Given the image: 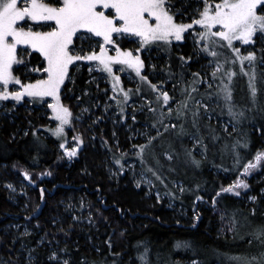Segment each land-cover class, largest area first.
Masks as SVG:
<instances>
[{
	"label": "trees",
	"instance_id": "16d2710c",
	"mask_svg": "<svg viewBox=\"0 0 264 264\" xmlns=\"http://www.w3.org/2000/svg\"><path fill=\"white\" fill-rule=\"evenodd\" d=\"M127 42L126 40V45ZM182 47L187 48V43ZM31 59L33 65L41 66L43 63L39 53L33 54ZM79 68L77 71L73 70V81L66 88L70 87L71 93L81 99H86L85 95L89 93L91 102L86 104L88 107H93L95 91L89 82L93 76L85 66L79 65ZM170 68L171 66L169 70ZM261 69L256 67L257 107L252 106L251 95L248 93L250 89L244 79L242 89L243 87L245 89L241 90L243 94L238 91V95H235L236 98L233 99L236 105L233 111L245 112V116L240 117L239 121L228 114L223 94L217 91L221 87L220 81L217 80L219 85L216 88L207 90L213 93L211 98L207 95L203 96V102L209 105V108L213 110L212 113L235 125V131L233 127L225 131L222 126H214L212 121L209 122L204 118V115L200 119L199 133L191 122L186 127L189 133L204 137L203 143L207 145V150L205 152L199 145L202 150V155L199 156L192 150L193 155L201 161L200 167L197 168L190 161L187 167L181 165L182 168L178 167L179 169L175 171L182 170L183 175L172 179L168 185V195L176 199L189 215L185 222L177 220L165 202H158L155 197L149 198L144 190L137 191L127 178L118 182L112 180L102 168V160H97V154H92L93 157L88 160L81 156L74 162H62L58 142L45 136L50 127L44 118L38 116L39 110L24 111L21 108L19 111L22 113L21 116L15 117L13 122L0 120V179L11 180L13 177H20V172L23 170L34 176L47 171L52 174L51 178L38 181L37 187L28 192L31 196L28 220L31 222L37 217L36 220L48 237L54 235L55 230L50 223L51 220L61 217L60 203L73 194L76 196L81 194L85 197L93 217V228L89 231L84 228L85 231L81 232L75 227L72 232L68 230L61 232L66 238L65 244H67L70 264H85V262L92 264L93 261L100 264V261L104 259L109 262L117 260V264H141L138 255L144 251L145 246L149 249L148 260L151 264H193L194 261H200L201 264H224L220 254L226 253L225 256H227L228 245L242 236L248 242L251 229H255L254 225H248L246 222L239 233V220L246 218L250 222L256 217H264V162L255 169L256 172L249 175L251 180L246 181L249 187L238 189L239 193L249 192L257 197L252 206L255 209L254 212H247L235 193H221L216 198L215 205L222 208L234 222L235 240L219 234L210 210V207L215 206L212 199L220 188L227 187L230 179L236 180L240 175L233 163L231 145L237 139L247 135L250 141L249 147L239 149L244 157L242 164L253 159L257 151H264V71ZM183 71L187 72L188 69L183 68ZM204 93V90L199 89V92L195 93V98L201 99ZM63 101L73 109L69 102ZM214 101L218 103L214 104ZM194 106L189 104V108ZM200 111L205 112L203 108ZM139 117L148 122L143 118V114ZM188 117L191 121L190 113ZM178 121L173 118L171 123ZM18 123H22L20 128L17 126ZM208 125L211 127H207ZM75 126H77L76 123H74ZM212 129L215 130L214 133ZM213 135L216 136L215 139ZM184 136L187 140L186 147L191 148V136L187 134ZM225 145L228 146L227 150ZM89 148L88 142L84 152H87ZM169 172L167 168L164 169L165 175ZM255 176L259 180L254 183ZM178 182L185 189L181 193L175 187ZM156 184L160 186L158 182ZM196 185H199V188ZM40 188L45 190L43 199H41ZM166 188L159 191L160 194L164 195ZM197 196L203 199L197 200ZM37 205L41 206L40 213L37 212ZM18 214H20L19 207L8 201V189L0 185V255H5L11 260L15 258L13 249L16 245H13V242L5 236L3 227L9 221V216H18ZM197 216H199L198 220ZM245 228H247V234H242ZM34 238L27 236L24 240L30 246L36 247ZM109 241H111V249ZM185 241L191 246L177 247L178 243ZM112 253H119L120 256H113ZM34 255L36 264H50L46 250L36 248Z\"/></svg>",
	"mask_w": 264,
	"mask_h": 264
},
{
	"label": "snow or ice",
	"instance_id": "6c2138e0",
	"mask_svg": "<svg viewBox=\"0 0 264 264\" xmlns=\"http://www.w3.org/2000/svg\"><path fill=\"white\" fill-rule=\"evenodd\" d=\"M198 2L202 4V7L196 9L198 18L193 17L191 22L186 23L183 20H177V13L181 9L174 10L172 0H0V100L11 98L20 102L27 96L34 101L46 103L45 97L53 98V102L47 104V107L51 109L52 116L58 123L50 131L63 140L59 146L71 159L77 155L78 149L84 141L77 134L73 137V141H78V143L73 147L66 146L68 141L65 126L72 124L73 113L70 107L61 102L60 95L62 86H66L65 81H73L70 68L77 67V61L97 62L96 67L111 75L113 91L122 93L123 103H126L132 90H125L121 86L120 77L115 75L113 65L126 66L129 69H134L142 82H147L150 85V88L156 93L155 99L159 105V110L149 108L153 113L158 112L157 118L152 123L156 134L153 136L148 132L142 133L146 137L145 143L133 145L137 149L134 155L141 165V175L151 173L153 177L163 182L165 179L164 169L175 171V165L180 162L181 155L184 157V163L190 161L199 168L201 161L193 155L192 149L181 145L184 151L183 153L178 152L173 147L172 141L164 136V133L169 129H174L177 137L190 135L195 140L193 147L200 145L206 152L207 145L203 143L202 135L197 136L189 133L183 123L179 125L171 123L173 118L186 120L190 113L192 126L199 133L201 117L203 115L210 116L213 111L207 103L203 102L204 95L211 98L213 93L206 89L200 100L192 95V93L199 92L197 85L202 83L200 73H193V78L180 89L184 99L174 100L168 91L158 88L157 84L152 83L147 76L141 74V69L144 67L141 57L134 55L133 50L122 49L117 43L119 37H138L141 47L154 42L170 44L173 39L176 41L184 39V33L188 29H192L194 25H198L201 30L195 33V37L197 42L203 45L202 51L210 54L213 58L221 54L218 51L221 48H229L232 53H235L232 63L239 60L240 72L248 76L252 106L257 107L255 62L259 59L261 63H264V49H261L259 58L255 51H247V54L244 55L241 54L240 48L234 46V41L242 44H254V36L264 35V0H198ZM97 38L100 39L97 40ZM93 41L96 43L93 44ZM85 45L89 48L86 52ZM110 47L115 55L109 54ZM29 49L39 53L43 57L45 65L33 67L31 71L43 72L45 77L23 83L20 77L14 73V65L27 67L31 61L26 60V57L32 55V51ZM135 51L139 52L140 49L137 48ZM184 59L190 60L191 57ZM245 61L248 62L250 71L244 67ZM227 62L226 58L224 63ZM211 63L217 65L211 73L213 79H216L223 63L218 59L210 60L209 64ZM119 70L123 71L124 67ZM225 75L228 83L223 84L217 91L223 93L228 114L234 120L239 121L240 117L245 116V112L243 110L233 111L236 105L233 103V90L230 87L236 73L228 71ZM221 79L223 78L221 77ZM10 84L19 86L18 90H9ZM211 87L212 84L209 82L208 88ZM137 91H140L139 87ZM112 99L116 100L118 105L122 103L116 96H113ZM170 101L175 102V108L170 105ZM189 101L195 105L193 108H189ZM149 103L151 104V101ZM165 106H167L166 111ZM201 108L205 109L204 113H201ZM120 110L123 112V107ZM132 119L135 120L136 117L133 116ZM166 119L169 121L167 124L164 123ZM160 127H163V132L160 131ZM211 131L215 132L214 129ZM225 131H227V125ZM233 131H235V125H233ZM213 138L215 139L216 136L213 135ZM157 141L159 143H156ZM249 143L250 141L245 135L231 145L233 163L240 175L227 187L220 188L212 199L214 205L217 203L216 198L221 193L239 195L238 189H247L249 185L241 177L250 175L264 162V151H257L253 159L242 164L244 157L239 149L241 147L247 149ZM227 148L228 146L225 145L226 150ZM115 163L120 165V170L123 171L124 165L121 163V159H116ZM48 174L51 175V173ZM24 175L29 176V173L25 172ZM139 186L140 182L137 181V187ZM8 187L12 188L13 186L8 185ZM196 187L199 188V185ZM184 190V188L180 189L181 192ZM44 192V188H40L41 199H43ZM196 199L201 200L203 197L197 196ZM250 199L255 201L257 197L252 196ZM254 211L255 209H253ZM196 219L198 220L199 216ZM254 237L257 239L264 237V226L257 227ZM261 243L264 244V239L261 240ZM111 246V241H109L110 249ZM181 246L190 247L191 245L185 241L177 244V247ZM61 252L66 254L67 248L51 251L48 257L50 264H70L69 259L61 256ZM148 254L149 249L145 246L144 251L138 255L141 264H151ZM112 255L120 256L119 253H112ZM230 259L236 264H264V251L255 255L233 256ZM28 264H33L31 252H29ZM92 264H96V261H93ZM100 264H117V260L109 262L104 259L100 261ZM193 264L196 262L194 261Z\"/></svg>",
	"mask_w": 264,
	"mask_h": 264
},
{
	"label": "rangeland",
	"instance_id": "374dc122",
	"mask_svg": "<svg viewBox=\"0 0 264 264\" xmlns=\"http://www.w3.org/2000/svg\"><path fill=\"white\" fill-rule=\"evenodd\" d=\"M172 3L174 5V10L181 9V11L177 13V20H183V22L186 23L191 22L193 17L198 18L196 9L197 7H202V4L199 3L198 0H172ZM200 30V26L194 25L192 29H188L184 33V39L180 41L173 39L170 44H165L164 42H154L150 45L141 47L138 37H119L117 38V43L120 44L122 49L133 50L134 55H139L144 62L141 74L147 76L148 80L152 83L157 84L158 88L168 91L169 95L174 97V100L184 99V96L181 95L180 89L193 78L192 74L196 72H199L202 78V83L197 85V87L200 90L205 91L206 89L209 90L211 88H216L219 85L218 81H220L221 87L223 84L228 83L225 73L228 71H234L236 75L233 76L230 87L234 90L233 99L236 98L238 91L245 89V87L242 89L243 79L248 86V81H246L247 76L240 72L239 60L237 59L234 64L232 63V59L235 58V53H232L229 48L219 49L218 51L221 54L216 58H213L210 54L202 51L203 45L198 43L195 37V33ZM99 39L100 38H97V40ZM253 39L255 41L254 44H242L241 42L234 41V46L240 48L241 54L244 55L247 54V51H255L257 53V57L259 58L261 56V49H264V35L257 34L253 37ZM126 40L128 41L127 45L125 43ZM92 43L95 44L96 41H93ZM185 43H187V48L182 47ZM137 48L140 49L139 52L135 51ZM84 50L85 52L89 50L87 45H85ZM96 50L98 51V48ZM29 51H32V55L38 54L31 49H29ZM109 51L110 55H115L112 47H110ZM32 55L30 57H26V60L31 61ZM188 57H191V59H184ZM41 58L43 57L41 56ZM226 58L228 62L224 63ZM214 59H218L221 63H223V67L217 73L216 79H213L211 73L217 65L215 63L209 64V61ZM96 63L97 62L77 61V67L70 68V74L72 76L73 70L77 71L80 69L79 65L88 68L89 73L92 74L93 77L89 82L95 91V97L92 101L93 107H88L86 104V102H91L89 93L85 95L86 99H81L71 93L70 87L66 88L67 85L71 84V81L66 80V86H62L61 88V102L66 105L63 101L65 100L70 103V106H73V109L70 107L73 113L72 124L65 126L66 139L68 141L66 146L73 147L76 143H78V141H73V137L77 136V134H79L84 141V143L80 145L78 153L75 157L69 159V157L65 154L64 149L59 146L63 140L53 135L50 131V129L55 128L58 123V121L54 120L51 109L47 107V104L53 102V98L51 97L44 98L46 103L34 101L32 98L27 96L20 102H16L11 98L9 100H0V120L5 119L9 120L10 123L13 122L15 117L19 118L21 116L22 113L19 112L21 108L24 111L39 110L40 113L38 116L44 118L46 123L49 124L48 127H50L45 136L58 142V149L62 153V162H74L75 160H79L81 156L88 160L90 157H93L92 154H97V160H102V168L106 170L112 180L118 182L121 179L127 178L137 191L141 192L144 190L149 198L155 197L158 202H165L173 211L175 218L180 222L181 220L182 222H185V220L189 218L187 211L178 204L176 199L168 195L169 182L172 179L177 178V176H182V170L170 171L169 174L167 173L165 175L164 181L161 182L153 177L151 173H145V175L142 176L141 165L139 164L138 158L134 155L137 149H135L133 145L145 143L146 137L142 135V133L148 132L153 136L156 134V129L152 127V123L157 118L158 112L153 113L149 110L150 107L157 108L159 110V105L156 103L155 99L156 93L150 88V85L147 82H142L140 80V77L137 76L134 69H129L126 66L115 64L113 66V71L115 75L120 77L121 86L125 90H132L128 101L123 103V94L120 92H114L112 85H108V80L111 79L112 81L111 75L108 74V78L103 75L101 76L99 68L96 67ZM255 64L256 67H260L262 68L261 70L264 71V63H261L259 59H257ZM41 66H45L44 61ZM41 66L33 65L32 61L27 64V67L23 65H14V73L20 77L23 83L32 82L36 79H42L45 77L43 72L31 71L33 67ZM170 66L171 68L169 70ZM121 67H124L123 71L119 70ZM244 67L246 69H250L247 61L244 62ZM183 68H187L188 71H183ZM163 69L164 71L161 72L160 70ZM170 77H173L174 79L172 80ZM181 77H183V79H181ZM221 77L223 79H221ZM209 82L212 84L211 88H208ZM239 83L241 84L239 85ZM177 86H179L178 89ZM138 87L140 88L139 92L137 91ZM18 88L19 86H14L12 84L9 85V90L11 91L18 90ZM195 93H192L194 97L196 95ZM240 93L243 94V91ZM248 93L250 94V90ZM113 96H116L117 99L122 101V103L118 105L116 100L112 99ZM150 101L151 104L149 103ZM213 103L217 104L218 102L214 101ZM189 104H193V102L189 101ZM170 105L173 108L176 107L174 101H170ZM66 106L69 107L68 104ZM121 107L124 109L123 112L120 110ZM166 108L167 106H165V111ZM17 113L18 115H16ZM140 114H143V118L148 122L141 119L139 117ZM133 116L136 117L135 120L132 119ZM204 118L209 122L212 121L214 126H222L224 130L226 125L227 129L229 127H233V124L228 122V120L221 118L212 112L210 116L204 115ZM190 122V117H188L186 120L182 119L173 124L179 125L180 123H183L186 128L190 125ZM74 123H76L77 126L74 127ZM164 123L167 124L168 120L166 119ZM21 124L22 123H18V128H20ZM160 131H164L163 127H160ZM174 131V129H169L168 132L164 133V136L172 141L173 147H175L178 152L183 153L184 148H182L181 145L186 146V137L184 135L182 137H177ZM88 142L90 143V148L87 152H84L87 148ZM156 143H159V141ZM194 144L195 140L191 138V149L198 156L202 155V150L199 145H195V147H193ZM165 147H167V144H165ZM116 159H121V163L124 165L123 171L120 170V165L115 163ZM183 161L184 157L181 155L180 162L175 165L176 169H179L181 165H185L186 167L188 166V163H184ZM25 172V170L20 172V177H10L12 178L11 180L9 178L0 179V185L8 189V201L11 202L12 205L16 207L18 206L20 212L18 216H9V221L5 223L3 227L5 236L13 242V245H16V248L13 249L15 258L11 260L5 255H0V264H28L29 252L32 253L33 264H36L34 255L36 248L46 250V254L49 257L52 250L58 251L66 247V238L61 233L63 232L61 229L72 232L76 227L79 231L83 232L85 230L89 231L90 228H93L94 226L92 221L93 217L89 211L88 202L85 197L81 194H78L77 196L73 194L72 196L70 195L66 201L60 203L61 217L56 220L54 218V220H51L50 223L55 230L53 232L54 235L48 237V234L36 220L37 217H32L34 220L31 222L28 220L30 217L31 207V196L28 195V192L37 187L38 181L49 179L52 177V174L49 175L48 173L50 172L47 171L40 173L38 176H34L32 174L25 176ZM252 172H256V170L254 169ZM216 173L218 174V172ZM227 177L229 178V176ZM243 179L246 181L251 180L249 175L244 176ZM253 180L255 183L259 179L255 176ZM137 181L140 182L139 187H137ZM233 181L235 180L230 179L229 184L233 183ZM156 182H158L160 186H158ZM8 185H12L13 187L9 188ZM165 187H167L164 190L166 193L164 195L160 194L159 191L163 190ZM175 187L178 192L181 193L180 189L183 188L182 184L178 182ZM252 196L253 195L249 192L239 193L238 195L240 200L239 202L241 205H244L247 212H253L252 206L257 200H251L250 197ZM210 208L212 211L213 221L219 229V234L223 237L227 236L235 240L234 222L218 205ZM40 210L41 206L37 208V212L40 213ZM239 221V233L241 228L245 226L246 222L248 225H254L253 227H255V229H251V232H253L252 234L250 232L251 237L248 242H246L245 238H242V236L233 244L228 245L229 254L227 256H225L226 253L220 254V258L224 260V264H236L235 261L230 259V257L233 256L255 255L264 251V244L261 243V240L264 239V237H261L260 239L254 237V232L257 227L264 226V217H256L254 221L250 222H248L249 220L246 218L244 220L240 219ZM84 228L87 229L83 230ZM242 234H247V228L243 229ZM27 236L35 237L33 240L37 243L36 247L30 246L24 240ZM41 241H43V243H40ZM61 256L65 259H69L70 261V257L67 253L65 254L61 252ZM195 262L196 264H201L200 261Z\"/></svg>",
	"mask_w": 264,
	"mask_h": 264
},
{
	"label": "crops",
	"instance_id": "0c3cea01",
	"mask_svg": "<svg viewBox=\"0 0 264 264\" xmlns=\"http://www.w3.org/2000/svg\"><path fill=\"white\" fill-rule=\"evenodd\" d=\"M109 53H110V51H109ZM113 53V52H112ZM114 54V53H113ZM115 65V64H114ZM113 65V66H114ZM99 71H100V73H101V76L103 75V76H105L106 78H108V73L107 72H105V71H103L101 68H99ZM108 80V79H107ZM108 82H109V84H108ZM108 82H107V84L108 85H112L113 84V82L111 81V79L110 80H108Z\"/></svg>",
	"mask_w": 264,
	"mask_h": 264
}]
</instances>
